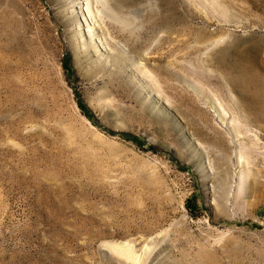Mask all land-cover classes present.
<instances>
[{"label":"rangeland","instance_id":"rangeland-1","mask_svg":"<svg viewBox=\"0 0 264 264\" xmlns=\"http://www.w3.org/2000/svg\"><path fill=\"white\" fill-rule=\"evenodd\" d=\"M0 0V264H264V0Z\"/></svg>","mask_w":264,"mask_h":264},{"label":"bare ground","instance_id":"bare-ground-1","mask_svg":"<svg viewBox=\"0 0 264 264\" xmlns=\"http://www.w3.org/2000/svg\"><path fill=\"white\" fill-rule=\"evenodd\" d=\"M102 2H103L104 4H106V5L108 4L106 0H102Z\"/></svg>","mask_w":264,"mask_h":264}]
</instances>
